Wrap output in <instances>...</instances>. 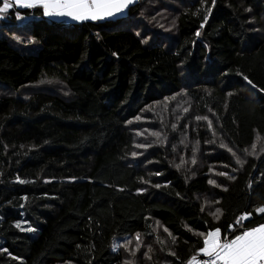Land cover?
I'll list each match as a JSON object with an SVG mask.
<instances>
[{
    "label": "trees",
    "instance_id": "16d2710c",
    "mask_svg": "<svg viewBox=\"0 0 264 264\" xmlns=\"http://www.w3.org/2000/svg\"><path fill=\"white\" fill-rule=\"evenodd\" d=\"M15 11L0 19V264H188L198 233L230 239L245 211L264 223V0H139L79 24Z\"/></svg>",
    "mask_w": 264,
    "mask_h": 264
},
{
    "label": "snow or ice",
    "instance_id": "6c2138e0",
    "mask_svg": "<svg viewBox=\"0 0 264 264\" xmlns=\"http://www.w3.org/2000/svg\"><path fill=\"white\" fill-rule=\"evenodd\" d=\"M134 2L135 0H0V19L6 18V14L15 9L16 20L23 21L27 16L19 10L39 9L40 15L44 18H66L77 24L86 21L96 22L106 18H115ZM213 4H215V0H213ZM205 20H207V16H205ZM201 27H203V23ZM14 38L18 39V37ZM244 79L252 84L247 77ZM252 87L255 88L256 85L252 84ZM197 119H201V117H197ZM135 155L136 153H133V156ZM219 175H225V173L221 172ZM18 182L23 183L24 181L18 178ZM209 183L214 184L215 182L209 180ZM220 213L221 209L217 208L213 213L214 218L219 219ZM255 213L257 215L264 214V205L255 208ZM251 216L252 213L245 211L236 219L235 223H229L228 231L232 237L230 239L227 237L221 239L220 227L207 233H198L203 237V246L199 247L197 255L193 256L188 264H264V223L252 227L245 225L243 222ZM27 231L31 232L34 229L28 228ZM125 249L127 250L126 245ZM112 251H117V245L112 246ZM145 255L147 254L145 253ZM197 256L207 259H197Z\"/></svg>",
    "mask_w": 264,
    "mask_h": 264
},
{
    "label": "crops",
    "instance_id": "0c3cea01",
    "mask_svg": "<svg viewBox=\"0 0 264 264\" xmlns=\"http://www.w3.org/2000/svg\"><path fill=\"white\" fill-rule=\"evenodd\" d=\"M139 0H135V2L133 3V4H130L125 10H124V12L122 13V14H119V15H117L115 18H106V19H104V20H116V19H119V18H122V17H124L125 15H126V11H127V9L129 8V7H131V6H133L134 4H136L137 2H138ZM47 20H51V21H55V22H65V23H73V24H77V23H75V22H73V21H71V20H69V19H66V18H46ZM101 21H103V20H101ZM86 22H91V21H86ZM96 22H100V21H96ZM206 257H202V259H205Z\"/></svg>",
    "mask_w": 264,
    "mask_h": 264
},
{
    "label": "rangeland",
    "instance_id": "374dc122",
    "mask_svg": "<svg viewBox=\"0 0 264 264\" xmlns=\"http://www.w3.org/2000/svg\"><path fill=\"white\" fill-rule=\"evenodd\" d=\"M23 21H24V20H23ZM23 21H21V22H23ZM257 143H258V141H256V144H257ZM256 144H255V146H256ZM255 146H254L252 149H250V151H249L250 154H253V153H254Z\"/></svg>",
    "mask_w": 264,
    "mask_h": 264
},
{
    "label": "built area",
    "instance_id": "2783aa9c",
    "mask_svg": "<svg viewBox=\"0 0 264 264\" xmlns=\"http://www.w3.org/2000/svg\"><path fill=\"white\" fill-rule=\"evenodd\" d=\"M205 259H207V258H205Z\"/></svg>",
    "mask_w": 264,
    "mask_h": 264
}]
</instances>
